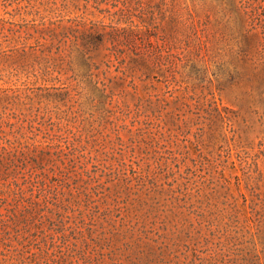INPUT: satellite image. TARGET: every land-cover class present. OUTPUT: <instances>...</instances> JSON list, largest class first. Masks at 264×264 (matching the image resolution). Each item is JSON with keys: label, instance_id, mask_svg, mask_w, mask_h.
Segmentation results:
<instances>
[{"label": "rangeland", "instance_id": "374dc122", "mask_svg": "<svg viewBox=\"0 0 264 264\" xmlns=\"http://www.w3.org/2000/svg\"><path fill=\"white\" fill-rule=\"evenodd\" d=\"M0 264H264V0H0Z\"/></svg>", "mask_w": 264, "mask_h": 264}]
</instances>
